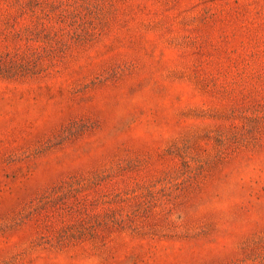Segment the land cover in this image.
Returning <instances> with one entry per match:
<instances>
[{"label": "rangeland", "instance_id": "374dc122", "mask_svg": "<svg viewBox=\"0 0 264 264\" xmlns=\"http://www.w3.org/2000/svg\"><path fill=\"white\" fill-rule=\"evenodd\" d=\"M0 264H264V0H0Z\"/></svg>", "mask_w": 264, "mask_h": 264}]
</instances>
